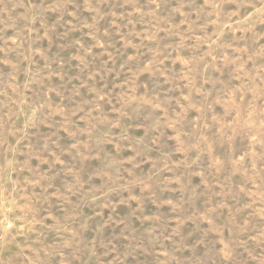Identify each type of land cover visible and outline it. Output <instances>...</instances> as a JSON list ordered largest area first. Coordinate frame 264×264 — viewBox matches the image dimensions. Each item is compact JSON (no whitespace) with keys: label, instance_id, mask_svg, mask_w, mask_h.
Here are the masks:
<instances>
[{"label":"rangeland","instance_id":"rangeland-1","mask_svg":"<svg viewBox=\"0 0 264 264\" xmlns=\"http://www.w3.org/2000/svg\"><path fill=\"white\" fill-rule=\"evenodd\" d=\"M0 264H264V0H0Z\"/></svg>","mask_w":264,"mask_h":264}]
</instances>
